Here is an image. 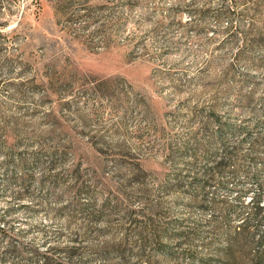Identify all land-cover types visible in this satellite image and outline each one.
Here are the masks:
<instances>
[{"label":"rangeland","instance_id":"1","mask_svg":"<svg viewBox=\"0 0 264 264\" xmlns=\"http://www.w3.org/2000/svg\"><path fill=\"white\" fill-rule=\"evenodd\" d=\"M63 3L83 17L76 26L59 24L56 0H0V128L18 154L10 166L0 155V211L11 210L28 250L70 248L80 238L85 254L73 264H198L181 239L164 238L162 247L153 236L154 225L184 216L153 197L169 170L162 145L198 102L264 94V0ZM226 10L233 21L218 19ZM231 26L250 33L252 53L241 54L247 38ZM7 171L20 181L9 185ZM83 185L96 186L95 201L78 199ZM78 203L96 219L72 217ZM61 253L54 257L66 261Z\"/></svg>","mask_w":264,"mask_h":264},{"label":"trees","instance_id":"2","mask_svg":"<svg viewBox=\"0 0 264 264\" xmlns=\"http://www.w3.org/2000/svg\"><path fill=\"white\" fill-rule=\"evenodd\" d=\"M147 1L127 0L125 4L134 8ZM67 9L63 0H56L55 13L65 29L76 26L83 18H76ZM234 16L231 10L217 12L218 19L233 21ZM129 20L125 18V23ZM154 24L163 26L162 21ZM226 31L234 37L247 38L241 54L252 53L256 48V41L241 27L231 26ZM127 39L132 41L136 37L130 34ZM230 99L215 96L210 102H198L179 114V130L162 145L163 163L169 170L158 186V196L153 197H157L161 209L168 200V204L182 208L184 216H176L166 222L167 226L154 225L153 236L162 247L164 238L181 239L190 260L198 264H264V94H238ZM7 134L1 127L0 155L5 158L4 165L10 166L18 154L6 149ZM17 173L7 171L8 184L20 181ZM78 192V199H96V186L83 185ZM73 210L72 213H78L71 214L72 217L81 213L82 217L85 214L84 220L96 219V211L88 204L78 203ZM10 216L11 210L0 211V264H73L75 258L84 256L80 238L79 244L70 248H48L43 253L34 248L28 250L18 242L20 231L15 232ZM146 229L147 226L142 228V236ZM148 240L141 237L138 245L145 248ZM59 251L66 261L54 257ZM25 253L30 256L25 257ZM137 257L145 262V251H139Z\"/></svg>","mask_w":264,"mask_h":264}]
</instances>
